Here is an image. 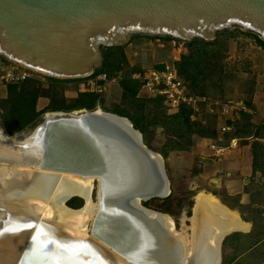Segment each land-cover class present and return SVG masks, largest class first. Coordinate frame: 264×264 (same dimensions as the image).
Listing matches in <instances>:
<instances>
[{
    "label": "water",
    "instance_id": "obj_1",
    "mask_svg": "<svg viewBox=\"0 0 264 264\" xmlns=\"http://www.w3.org/2000/svg\"><path fill=\"white\" fill-rule=\"evenodd\" d=\"M232 30L264 42V0H0V57L61 80L93 76L103 67L106 50L123 47L135 37L212 42ZM17 141H29L35 149L25 152L33 158L25 156L12 164L30 169L33 176L98 181V210L90 237L115 262L152 264L146 252L151 247L148 227L175 240L152 214L170 215L144 206L172 193L165 158L145 144L128 118L101 109L50 112L29 136ZM197 196L191 217H186L190 224ZM76 197L65 196L72 211L84 207L68 206ZM239 231L218 234L215 259L207 264H222L224 241ZM33 251L32 236L18 264H28ZM188 259L181 254L175 264L198 260L194 251Z\"/></svg>",
    "mask_w": 264,
    "mask_h": 264
},
{
    "label": "bare ground",
    "instance_id": "obj_2",
    "mask_svg": "<svg viewBox=\"0 0 264 264\" xmlns=\"http://www.w3.org/2000/svg\"><path fill=\"white\" fill-rule=\"evenodd\" d=\"M22 147L23 151L20 149ZM31 148L35 149L29 141L20 144L0 130V162L4 163H0V225L4 229H15L0 235V264H18L32 236L39 231L41 239L54 236L58 241L84 242L89 245V248L81 250L79 259L82 264H128L115 262L108 250L88 235L91 230L89 223L92 224L98 210V204L92 200L95 180L72 175H61L55 180L46 173L33 176L30 169L13 165L19 164L25 156L33 158L31 154L25 153L31 152ZM67 194L83 198L84 207L76 211L68 209L65 200ZM152 215L176 236L175 240H166L157 229L148 227L151 247L146 252L152 264H175L181 254L188 261L193 251L198 259L194 264H207L215 259L218 234L224 231H246L250 227L241 221L236 212H231L207 193L197 196L195 214L190 219L189 228L184 225L186 217L182 219L185 229L179 231L171 217ZM29 224L34 227H25ZM187 229L192 232L187 234ZM55 251L54 245H48L39 252L33 251L27 263L50 264L41 257L52 255Z\"/></svg>",
    "mask_w": 264,
    "mask_h": 264
},
{
    "label": "rangeland",
    "instance_id": "obj_3",
    "mask_svg": "<svg viewBox=\"0 0 264 264\" xmlns=\"http://www.w3.org/2000/svg\"><path fill=\"white\" fill-rule=\"evenodd\" d=\"M219 35L215 44L217 52L212 55L211 59L212 62L220 63V67L214 71L211 79L207 81L204 91L205 95L210 98L212 103L218 101L237 104L235 106L236 110L230 112L228 119L235 118L237 120L241 118L240 112L245 111L249 112L253 124L257 126L264 124V48L259 46L255 38L242 34L237 30L227 31ZM193 50L183 42L178 43L154 37L139 36L133 38L129 44L120 47L115 52L112 51V48L106 50L105 59L109 58L121 64L119 71L108 73L112 77L117 76L122 79L135 73H147L157 70L162 65L174 68L175 62L182 55H188ZM221 66L224 72H221ZM87 81L88 79H79L78 83L68 81L59 84L57 88L53 89L51 99L41 98L39 100L37 109L42 111L52 102L58 104L75 102L78 93L86 91L83 84H86ZM44 84V86H48V83ZM87 91H95L103 98L104 107L99 106L97 109L108 112L122 104V88L119 82L97 85ZM156 95L157 92L153 88H143L139 94L141 98H153ZM6 96L7 89L0 87V100L6 98ZM248 104L251 105V109H248ZM197 106L199 107V103ZM219 111V106L217 105H201L197 119L207 126L215 124L220 134L225 135L227 132H223L222 128L226 127L227 117L221 116ZM48 113L50 112L43 115V121ZM164 143L165 139L161 136L160 131H157L150 137L149 146H147L157 152ZM201 150L200 146L195 145L190 152L170 153L169 157L164 159L172 190L170 200H150L147 202L148 205L146 207L154 211H172L173 215H170V217L175 221L179 231L185 229L182 224L183 217H191L192 215L194 197L201 193H206L204 191L209 188V184L202 180L201 182L197 180V172L201 171L198 163L200 157H202ZM262 182L263 180L258 181V179L250 180L248 184L250 191L254 194L258 193L257 189L262 186ZM259 191L263 192L262 190ZM97 196L98 181L95 182L93 193L95 203H97ZM82 201L84 205V200ZM91 225L90 222L89 228ZM184 225L188 228L191 226L187 218ZM186 231L187 234L192 232L191 229ZM88 235L90 236V231ZM256 237L257 235L252 238L251 242L247 243L246 252L251 251L250 254H253L240 264H258L259 261L264 259V255H261L259 261H256L260 250L257 252H252L255 249L250 250L256 243ZM223 253L225 257L234 254L227 247L225 249L223 247ZM225 257L222 264H225Z\"/></svg>",
    "mask_w": 264,
    "mask_h": 264
},
{
    "label": "trees",
    "instance_id": "obj_4",
    "mask_svg": "<svg viewBox=\"0 0 264 264\" xmlns=\"http://www.w3.org/2000/svg\"><path fill=\"white\" fill-rule=\"evenodd\" d=\"M246 35L255 38L259 46L264 48V42L260 38L253 34ZM157 39L182 42L171 38ZM216 41L217 39L212 42L202 40L183 42L194 50L188 55H182L175 62L174 68L170 69H173L177 76L183 80L188 96L207 97L204 93L206 83L211 79L214 71L220 67V63L212 62L211 59L212 55L217 52ZM118 49L120 47L112 48V51L115 52ZM120 65L118 62L106 58L103 67L97 70L94 76L101 73L117 72L121 69ZM168 68V66L162 65L157 68V71H166ZM221 72H224L222 66ZM131 76L124 77L119 82L122 88V104L108 112L128 118L134 127L142 133L146 145L149 146L150 137L160 131L165 143L157 153L166 159L172 152H190L199 139L217 140L218 133L215 124L207 126L197 119L201 105H207L199 104L198 112L187 104H181L176 110H172L163 95L157 94L153 98H141L139 94L143 89V84L132 79ZM47 80L48 86H44L45 84L43 85L36 79L7 86V96L0 100V128L9 136L19 141L24 140L42 123L43 115L47 112L94 111L99 106L104 107V100L99 93L85 91L79 92L75 102L71 104L52 102L44 110L39 111L37 109L39 100L41 98L51 99L53 89L61 83L68 82V80L54 78H47ZM247 107L251 109L250 104ZM240 116L241 118L235 122L228 121L227 127L231 132L226 134V136L228 135L226 139H241L246 144L249 140H253L251 143L254 155L253 173L254 175L260 173L264 178V143L262 142L264 140V124L258 126L253 124L249 112L241 111ZM228 117L230 116L228 115L227 119ZM170 197L153 200L169 201ZM82 205L83 201L79 198H74L68 203V206L73 209H78ZM147 205L148 203H144V206ZM162 212L173 215L170 210H162Z\"/></svg>",
    "mask_w": 264,
    "mask_h": 264
},
{
    "label": "crops",
    "instance_id": "obj_5",
    "mask_svg": "<svg viewBox=\"0 0 264 264\" xmlns=\"http://www.w3.org/2000/svg\"><path fill=\"white\" fill-rule=\"evenodd\" d=\"M228 121L235 122L236 119H227L226 126ZM230 132L227 131L228 134ZM217 133V140L196 141L195 145L202 148V157L198 161L201 171L197 172V180L209 184V188L204 192L213 195L225 207L236 212L243 223L250 226L246 231L231 234L224 241V249L227 247L234 253L225 257L222 248L225 264H240L251 257L253 253L246 252L247 243L256 235V243L250 250L255 249L252 252L260 250L256 260L259 261L260 256L264 255V178L260 173L255 175L253 173L254 155L251 146L253 140L246 144L241 139H226L227 133L221 135L219 130ZM262 142L264 143V140ZM252 179L263 180L256 194L252 193L248 186ZM263 263L264 259L258 264Z\"/></svg>",
    "mask_w": 264,
    "mask_h": 264
},
{
    "label": "built area",
    "instance_id": "obj_6",
    "mask_svg": "<svg viewBox=\"0 0 264 264\" xmlns=\"http://www.w3.org/2000/svg\"><path fill=\"white\" fill-rule=\"evenodd\" d=\"M131 77L132 79L140 81L143 84L144 89L153 88L156 90L157 94L163 95L166 98L168 106L172 110H176L181 104H187L198 112V103L207 106L211 104L219 106V113L221 116L225 117H227L230 112L236 110V103H224L218 101L212 103L208 97L188 96L186 94L183 80L180 79L176 72L170 68L166 71L152 70L147 73H135ZM47 78L52 77L37 73L29 68L0 57V87H5L7 89V86L9 85H18L30 79H36L44 85V83H48ZM84 79H88L87 83L83 84L84 90L86 91L97 85L100 86L105 83H118L121 81V78L117 76L112 77L108 73H101L97 76L93 75ZM78 80L79 79H71L68 81L78 83ZM229 130L230 128L227 126L222 128L223 132Z\"/></svg>",
    "mask_w": 264,
    "mask_h": 264
},
{
    "label": "snow or ice",
    "instance_id": "obj_7",
    "mask_svg": "<svg viewBox=\"0 0 264 264\" xmlns=\"http://www.w3.org/2000/svg\"><path fill=\"white\" fill-rule=\"evenodd\" d=\"M25 227H34L29 224ZM15 229H3L0 231V235L4 231H14ZM48 245H54L56 251L52 255H44L42 259L48 260L50 264H82L80 261L81 250L87 249L90 246L84 242H69V241H58L54 236H47L45 239H41L40 235L33 236V250L41 251L46 249ZM95 264V262H92Z\"/></svg>",
    "mask_w": 264,
    "mask_h": 264
},
{
    "label": "flooded vegetation",
    "instance_id": "obj_8",
    "mask_svg": "<svg viewBox=\"0 0 264 264\" xmlns=\"http://www.w3.org/2000/svg\"><path fill=\"white\" fill-rule=\"evenodd\" d=\"M178 230V229H177Z\"/></svg>",
    "mask_w": 264,
    "mask_h": 264
}]
</instances>
